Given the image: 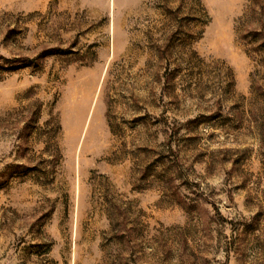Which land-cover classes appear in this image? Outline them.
I'll return each mask as SVG.
<instances>
[{"label":"rangeland","instance_id":"1","mask_svg":"<svg viewBox=\"0 0 264 264\" xmlns=\"http://www.w3.org/2000/svg\"><path fill=\"white\" fill-rule=\"evenodd\" d=\"M0 264H264V0H0Z\"/></svg>","mask_w":264,"mask_h":264}]
</instances>
